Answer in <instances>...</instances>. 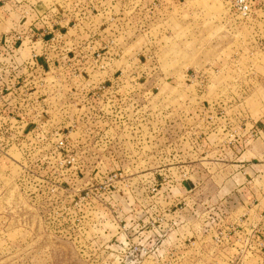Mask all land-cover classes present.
<instances>
[{
  "label": "rangeland",
  "instance_id": "rangeland-1",
  "mask_svg": "<svg viewBox=\"0 0 264 264\" xmlns=\"http://www.w3.org/2000/svg\"><path fill=\"white\" fill-rule=\"evenodd\" d=\"M233 3L0 0V264H264V12Z\"/></svg>",
  "mask_w": 264,
  "mask_h": 264
},
{
  "label": "crops",
  "instance_id": "crops-1",
  "mask_svg": "<svg viewBox=\"0 0 264 264\" xmlns=\"http://www.w3.org/2000/svg\"><path fill=\"white\" fill-rule=\"evenodd\" d=\"M254 5H258V6H261L259 8V10H256L258 11L259 13H262L264 12V0H255L254 1ZM257 12V13H258ZM256 13V12H255ZM260 17H263V20H261V22L259 23H263L264 24V15H260ZM251 18V17H250ZM256 21L257 18H256ZM26 32H24L25 34ZM28 54V53H25V55ZM256 123V122H255ZM255 132V131H254ZM257 137V138H256ZM246 140H248V144L250 145L251 142H263L264 143V135H260V137H258L257 135L254 136V133H251L249 134V136L246 138ZM250 149V148H249ZM244 155V154H243ZM259 156L263 157V159H258L257 162H259V164H250V161H248L249 163L247 164V167L245 168L246 170H249L251 172H253L254 176H257V177H263V182H264V149L262 150V154H259ZM263 162V163H262ZM239 166V165H237ZM246 166V164H243L242 167ZM246 180V179H245ZM248 180V179H247ZM257 180V179H255ZM255 180H250L248 182H242V183H237V186H241L242 189H248V187L250 185H252ZM236 186V187H237ZM239 187V188H241ZM241 189V190H242ZM238 192H240V190H238ZM172 198H170L171 200ZM189 197L185 198L184 200H188ZM174 203V202H173Z\"/></svg>",
  "mask_w": 264,
  "mask_h": 264
},
{
  "label": "built area",
  "instance_id": "built-area-1",
  "mask_svg": "<svg viewBox=\"0 0 264 264\" xmlns=\"http://www.w3.org/2000/svg\"><path fill=\"white\" fill-rule=\"evenodd\" d=\"M254 1L255 0H234L233 3V11H235L237 14H239L240 17H242V19H248L252 16V14L254 13ZM0 121L1 120H11L12 121V117L9 116V105L8 106H4L5 110H2V105L0 103ZM7 111V116L5 118L4 114ZM6 115V114H5ZM11 123V122H10ZM1 135V134H0ZM7 143H9V138L7 140ZM1 153H4V150L2 148H0V155Z\"/></svg>",
  "mask_w": 264,
  "mask_h": 264
}]
</instances>
